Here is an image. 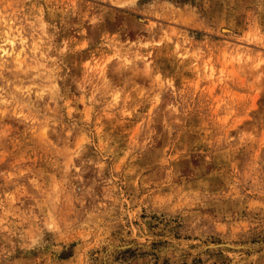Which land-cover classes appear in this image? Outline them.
Returning a JSON list of instances; mask_svg holds the SVG:
<instances>
[{
  "label": "rangeland",
  "instance_id": "374dc122",
  "mask_svg": "<svg viewBox=\"0 0 264 264\" xmlns=\"http://www.w3.org/2000/svg\"><path fill=\"white\" fill-rule=\"evenodd\" d=\"M0 264H264V0H0Z\"/></svg>",
  "mask_w": 264,
  "mask_h": 264
},
{
  "label": "bare ground",
  "instance_id": "6f19581e",
  "mask_svg": "<svg viewBox=\"0 0 264 264\" xmlns=\"http://www.w3.org/2000/svg\"><path fill=\"white\" fill-rule=\"evenodd\" d=\"M2 51L7 55H10L12 53H14V51H16V46H15V42L14 40H11V47L10 49L7 48H3ZM21 54V52H19L18 54H16V56H19Z\"/></svg>",
  "mask_w": 264,
  "mask_h": 264
}]
</instances>
